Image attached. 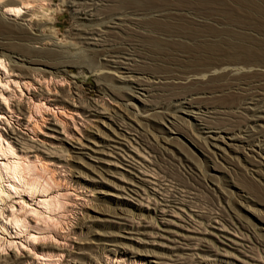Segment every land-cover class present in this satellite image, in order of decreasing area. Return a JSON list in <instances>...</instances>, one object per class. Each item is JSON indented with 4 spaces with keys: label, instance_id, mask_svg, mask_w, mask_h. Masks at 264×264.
<instances>
[{
    "label": "rangeland",
    "instance_id": "374dc122",
    "mask_svg": "<svg viewBox=\"0 0 264 264\" xmlns=\"http://www.w3.org/2000/svg\"><path fill=\"white\" fill-rule=\"evenodd\" d=\"M48 1L51 2L48 3L50 7L45 4ZM48 1L41 0L40 3L36 0L31 3L34 6L23 9L26 18L33 16V26L27 29L28 33L49 36L42 41L48 40L41 46L44 50H36L41 45L38 40H18L11 35L14 30L2 25L0 42L10 51L0 45V55L3 53L8 61L16 60L19 54L40 59L42 64L37 68L61 78L63 84L60 89L69 90L77 105L88 107L96 104L98 108H112L123 114L137 130L126 129L124 132L116 129L113 119L107 120L108 113H104L105 122L84 114L83 118H89L91 123L88 121L82 126L79 120L80 134L75 135L83 144L88 143L90 149L81 148L73 141L64 144L69 149V152H64V157L70 167H64L62 170L66 169V173L62 171V174L70 172L78 178L93 177L95 180L84 181V191L92 198L88 203L90 207L70 210L67 214H71L61 224L62 234H69L66 238L72 241L67 248L70 258L66 259L99 264L101 253L93 250L110 246L108 240L119 239L117 235L123 234L116 223L124 220L114 217L112 212L119 214L118 209L126 206L124 202L127 201L133 204L141 202L146 206L145 195L140 196L139 193L144 187H155L164 194L180 189L193 193L196 197L193 199L195 202L192 201L193 210L220 215L224 220L216 218L214 222H206V225H198L194 221L196 224L190 222L189 225L200 226L210 233H213L211 226L218 227L237 241V244H232L228 239L221 237L217 240L214 235L207 234L212 247L195 251L208 259L222 260L219 261L221 264H227L223 263L225 260L228 264H256L261 263L257 260H261L264 264V135L257 136L259 139L254 141V152L251 153L249 146L244 150L236 148L246 142L235 141L231 138L233 134L224 130L227 127L240 128L245 123L247 112H239L238 104L254 90L247 88L251 82L258 84L260 88L256 89L264 94V0ZM39 4L44 7L40 9ZM45 7L49 9L45 11ZM18 18L17 22L22 23ZM103 28L111 32L103 33ZM93 31L101 35L90 34ZM92 42L98 44L93 45ZM131 75L146 79L151 82L150 86L134 80ZM260 98L252 106L258 108L254 111L256 116L250 115V123L255 129L264 128V118L257 119V116L264 117V97ZM109 113L113 114L112 111ZM200 115L212 123L201 120L198 118ZM166 116H172L169 120L174 124L164 119ZM215 116L218 118L215 119ZM137 120L142 125L139 126ZM113 128L124 133L132 146L140 150L145 148L140 156L150 160L149 168L124 154L120 145L123 147L127 141L115 135ZM213 141L221 149L210 145ZM120 155L140 166V169L128 168L121 158L119 162L117 158ZM255 160L262 162L259 168L251 165L250 161ZM252 169L260 171L255 173ZM133 173L149 180L150 184L146 186L137 182ZM129 184L139 193L130 191L127 195L119 189ZM117 192L122 193V197L117 198ZM147 207L153 208V205L148 204ZM88 215L91 219L98 215L102 221L90 222L89 232L86 230L87 234L79 236L76 227L80 226V218ZM180 215L167 211L164 217L173 224H188L180 220ZM231 216H236L254 231L234 228L229 223ZM233 220L237 219L234 217ZM173 224L170 229L180 231ZM187 228L192 231L191 226ZM77 241L87 242L85 249H78ZM102 241L107 243L102 244ZM177 245L184 247L183 244ZM152 249L157 253L162 251L157 246ZM79 252L86 253L87 257ZM243 252L254 260L247 258ZM153 257L156 261L164 260ZM172 263L167 261V264Z\"/></svg>",
    "mask_w": 264,
    "mask_h": 264
},
{
    "label": "bare ground",
    "instance_id": "6f19581e",
    "mask_svg": "<svg viewBox=\"0 0 264 264\" xmlns=\"http://www.w3.org/2000/svg\"><path fill=\"white\" fill-rule=\"evenodd\" d=\"M34 1L36 0H3V3H0V26L5 25L7 26L6 28L14 30L11 35L18 38V40H24V42L38 40L41 45L36 50L43 51L44 49L41 46L45 43L47 44L48 40L42 41L49 36H44V33H32V35L28 33L27 29H31L33 26L31 22L33 16L31 15V18H26L27 15L23 11V9L34 6L31 4ZM39 1L41 3V0ZM42 2L44 4V1ZM91 2L93 1L91 0ZM48 3L51 2L48 1L45 4L49 6L50 4L48 5ZM39 7L41 9L44 6L42 7L39 4ZM49 7H45V11ZM9 9H18L19 11H9ZM18 17H20L22 23L17 22L16 18ZM101 32L110 33L111 30L107 29ZM90 34L101 35L94 31L90 32ZM99 43L101 45V42ZM97 44L98 42L93 43V45ZM0 45L6 51H10V48L6 47V45L4 46L3 42H0ZM51 51L48 52L51 53ZM7 59L3 53L0 55V264H83V261L78 262L66 259L70 254H68L67 248L72 245L70 244L72 241L69 237L66 238V235L69 234H62L61 224L71 214H67L70 210L76 207H80L81 209L90 207L88 203L90 200L92 201V198L89 197L90 195H86L87 191H84L86 190V183L84 181L94 182L95 180H93V177L89 179L78 178L73 176V174H69L70 172L65 174L66 169H62L70 167V164L64 157V152H69V149L64 144L68 143V141H73L79 144L81 148L87 147V149H90L88 143L83 144L81 139L75 135L80 134V128L77 126L79 120H81L82 126L90 121L87 117L83 118L84 114H88V117L98 118V121L105 122L104 113H108L107 120L112 118L113 123L116 124V129H121L124 132L126 129L136 132L137 130L124 118L123 114L112 110V108H108L107 106H100L98 108L93 103V105H89L88 107L77 105L69 90L64 91L60 89L63 84L61 78L48 75L46 72L49 71L37 68L42 64L40 59L20 54L17 55L16 60L8 61ZM127 69L137 71L132 68ZM131 76L134 78V75ZM134 80H140V82L148 86L151 83L142 77H135ZM257 87L258 84H252L251 82L247 88H253L254 90L249 92L248 96L238 104V108L241 109L239 112H247L249 115L247 116V113H244L245 118L243 122L245 123L240 128L227 127L224 129L229 130L233 134L231 138L235 139V141L246 142V144L240 147L237 146L236 148L244 150L249 146V152L251 153L254 152L252 147L254 146V141H258L259 139L257 136L261 137L264 135V128L255 129L254 124L250 123V115L256 116L254 115V111L258 109L252 106L258 103L259 99H262L260 97H264V94L256 89ZM242 104H250V106H242ZM198 110H200L199 106ZM110 111L113 114L109 113ZM126 116L128 117V115ZM171 117L166 116L164 119L174 124V122L169 120ZM198 118L207 123H212L211 120L204 119L201 115ZM216 118L218 117L215 116ZM263 118L262 116H257V119ZM136 123L139 126L142 125V122H139V120ZM239 123H241V120ZM116 129H112L113 133L117 136H122L127 141V143L123 144V147L120 145V149L125 152L124 154L132 160L136 159L135 162L140 161L144 167L149 168L151 164L150 160L148 161V159L140 156V152L143 154L145 148L142 147L140 150L136 146H132L128 137L124 133L117 132ZM86 137L88 138V136ZM210 145L221 149L220 145L215 141L211 142ZM160 146L165 150V147ZM70 147L73 148L72 146ZM255 153L258 154V152ZM248 157L254 158L253 156ZM120 158L126 161L124 165L128 168L140 169V166L132 161L125 160L122 155L117 158L119 162ZM105 160L110 162L108 158ZM106 161H103V163L107 164ZM250 163L256 168L262 165V162L259 160L250 161ZM67 170L69 171V169ZM252 170L255 173H259L260 171L259 169ZM62 171H65V173L62 174ZM142 173L144 174V172ZM118 174L122 176V172L119 171ZM135 174L133 173V177L136 178L137 182H141L146 186L150 184L149 180H144ZM100 178L102 179V177ZM131 185L120 186L119 189L127 195L130 191L139 193L138 190L130 187ZM171 188L173 189L172 186ZM158 191L159 189H155V187L149 189L144 187L141 194L139 193L140 196L145 195V202H147V205L152 204L153 208H148L147 205L145 206L141 202L133 204L127 201L124 202L126 206L118 209L120 211L119 214L114 211L112 212L114 217L124 220L116 223L119 224V229L123 231V234L117 235L119 239L108 240V245L110 246L97 247L96 250H93V252L101 253L100 261H98L99 264H167V261L173 262L172 264H221L219 261L222 262V260L208 259L206 255H202L195 250L203 249L204 247H206L205 249H210L212 247V245H209L210 239H207V234L214 235L217 240H220L219 238L221 237L228 239L232 244H237V241H233L229 237L230 235L221 230V228L211 226L213 233H210L204 231L205 229L202 230L200 226L195 227L194 225H189V223L196 222L198 225H206V222H214L215 220L213 219L224 220V218L220 215L219 217L213 216V214L206 213L200 209L193 210L192 201L196 197L187 190H175L172 193L168 192L169 194ZM121 194L117 192L116 197H122ZM151 196H153V199ZM241 196L248 197L245 195ZM167 207L171 209H165ZM136 210H140V213H136ZM94 211L101 213L100 210ZM167 211L181 214L180 220L188 224H173L171 220L169 221L164 217ZM88 216L80 218L79 227L74 225L77 228L76 232L78 235L82 233L87 234L86 230L89 232L90 222L101 220L98 215L92 216V219L91 215ZM234 217L237 219L236 221L233 220ZM171 223L175 227H179L180 231L178 229H170ZM229 223L236 229L241 227L247 231H254L236 216H233ZM187 226H191L192 231H189ZM162 239L170 243H165ZM257 241V244L263 246L262 243L260 244ZM102 242V244L107 243V241ZM76 243L78 244V249H85L87 242L77 241ZM177 243L183 244L184 247L177 245ZM161 244L165 245L162 246ZM239 245L244 246L241 243ZM153 246L162 248V251L159 252L160 254L154 252ZM229 246L231 247V245ZM214 248L216 250L219 249L216 246ZM186 250L190 253L186 252ZM78 254L87 257L84 252H79ZM243 255L254 260L252 256H248L245 252H243ZM81 256L78 258L80 259ZM153 256L164 258V260L156 261ZM257 261L261 263L256 264H263L261 260ZM87 263L96 264L94 261H87ZM223 263L228 264V261L225 260Z\"/></svg>",
    "mask_w": 264,
    "mask_h": 264
},
{
    "label": "clouds",
    "instance_id": "9594fccd",
    "mask_svg": "<svg viewBox=\"0 0 264 264\" xmlns=\"http://www.w3.org/2000/svg\"><path fill=\"white\" fill-rule=\"evenodd\" d=\"M0 3H3V0H0ZM9 11H19L18 9H9Z\"/></svg>",
    "mask_w": 264,
    "mask_h": 264
}]
</instances>
